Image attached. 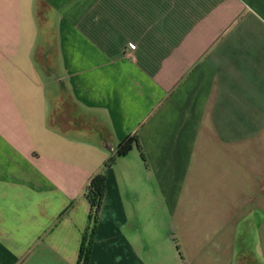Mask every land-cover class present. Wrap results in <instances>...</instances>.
Instances as JSON below:
<instances>
[{
	"label": "crops",
	"instance_id": "1",
	"mask_svg": "<svg viewBox=\"0 0 264 264\" xmlns=\"http://www.w3.org/2000/svg\"><path fill=\"white\" fill-rule=\"evenodd\" d=\"M100 172L89 264H264V0H0V264H76Z\"/></svg>",
	"mask_w": 264,
	"mask_h": 264
},
{
	"label": "trees",
	"instance_id": "2",
	"mask_svg": "<svg viewBox=\"0 0 264 264\" xmlns=\"http://www.w3.org/2000/svg\"><path fill=\"white\" fill-rule=\"evenodd\" d=\"M133 146L137 148L142 161L144 162L145 165H147L146 158L142 151L141 146L138 144L136 137L132 136L125 139L119 144L115 156L111 158L105 164V166L106 167L110 166L111 163L115 160V158L125 155L132 149ZM83 196L89 205L88 224L81 239L76 264H89L90 253L93 246V242L100 218V213L104 202V196H105V177L101 172L95 174L89 180L88 184L85 187ZM176 250L181 258V252L177 244H176Z\"/></svg>",
	"mask_w": 264,
	"mask_h": 264
}]
</instances>
